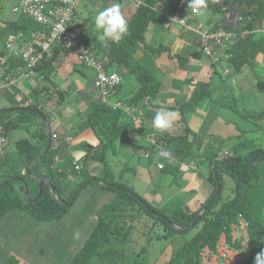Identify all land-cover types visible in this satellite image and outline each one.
<instances>
[{"label": "trees", "instance_id": "trees-1", "mask_svg": "<svg viewBox=\"0 0 264 264\" xmlns=\"http://www.w3.org/2000/svg\"><path fill=\"white\" fill-rule=\"evenodd\" d=\"M139 1L140 4L138 6L132 7V11L127 19L128 32L122 36L120 41H113L110 38L101 41L99 37L87 36L86 30L85 38L81 40L92 56L100 60L107 71H111L107 67L113 63L125 65L130 72L134 73L139 85L127 102L135 108H140L143 101L157 95L158 83L136 61H134L135 63H131L132 51L137 43L144 42L143 33L156 12L165 16H172L180 0ZM207 4L208 8L219 10L222 17L225 16L228 10H232L236 17H241L242 26L249 31L233 40L227 50L230 56L226 59L213 62L200 50L198 52L207 57L213 66H216L223 60H227L234 70L240 71L243 67L253 64L264 53V35L261 33L259 37L255 36L257 31L260 32V26L264 22V0H207ZM77 5L73 8L72 15H74ZM20 16V22L28 18L37 23L28 16L22 14ZM9 25L11 26V22ZM222 25H224L223 20L220 19L215 21L212 26L218 27ZM41 26L43 27V25ZM13 27L15 29V24ZM44 27V30H47V35L49 29L46 26ZM226 28L231 27L227 25ZM55 47L65 49L56 44L52 49V54L44 56L34 66L36 73L31 77L38 78L42 76V79L46 78L47 74L45 72H50V63L55 54ZM144 47L150 50L165 49L161 46L152 47L146 43H144ZM38 48V46L35 47V49ZM198 52L194 51L192 54L195 55ZM10 55L8 58L9 69L7 70L14 69L16 74H20L17 69L19 66H24V62L19 57ZM77 60L81 65L93 71L92 84L95 88L93 82L96 72L94 68L89 67L78 58ZM255 86L257 90H263L264 79L257 80ZM57 92L60 91L57 90ZM206 93H208V84H201L197 90L190 94L186 104H196ZM27 106L42 112L50 125L51 117L48 112L49 109L36 103H28ZM182 106H180V113L182 112ZM8 107H0L6 108L0 110L1 133L6 139L0 153V216L11 210H22L38 223L60 221L67 213L69 207H66L64 203L56 201L51 196L50 184L54 187L56 197L63 199L64 202L70 200L72 196L75 197L92 182H95L100 188L113 190V194L108 202L101 205V207L109 206V209H112V213L109 214L110 212H106L107 210L105 211L107 213L105 216L95 213L96 217L94 216L91 227L82 241L73 246L69 245L65 249L67 253H63V249L60 255L52 258V264H87L89 258L98 252L100 245L109 243L112 240L123 243L129 236L131 227L134 225V217H128L126 214L135 208L142 209L154 221L160 222L163 228L161 234L163 237L186 232L190 228H196L192 236L186 239L178 248L171 250L164 264H198L201 247H212L221 232L229 230V224L235 221L238 215H241L248 221L247 232L249 235L247 257H244L238 264H254L255 256L264 250L263 147L257 146L245 152H232L228 154V151L222 152V142L213 141L210 137L191 130L187 125H182L178 132L154 129L147 137L148 146L144 147L149 160H153L154 163L158 160L162 161V169H165L164 161L166 159L158 157V147L149 143L151 138H155L158 145L173 153L174 158L188 157L205 161L207 164V179L213 185V190L200 201L195 209L186 210L179 206L168 212L164 207L154 205L145 196L136 193L130 184L122 182L119 178H115L109 164L106 162L105 154L107 151L115 153L114 144L117 139L130 141L128 132L124 127V118L129 116L123 113L121 109L111 108L109 105L103 103L98 92L97 100L93 101L92 109L86 116V123L98 137V143L96 145L86 143L84 145L85 152L82 156L76 160L70 158L72 160L70 167L60 166L57 164V151L63 138L57 137L50 132L51 141L49 147L39 161L29 165L32 176L48 177L50 183H43L40 187L41 192L39 196L31 200L24 196L23 184L17 189L13 182L22 183L18 180V177L24 178L26 183L27 179H30L24 165L32 158L39 156L43 151L47 144V131L44 121L39 114L32 110H22L15 106H10L14 108ZM32 116L36 119H33ZM32 125L35 126L34 133L29 132V128ZM16 130L27 132L30 136L14 138L11 146H8L7 141L9 136ZM92 158H97L102 163L99 174L89 172L88 164ZM74 163L81 165L80 170L74 169ZM70 171L83 173L84 178L75 186L68 198H63L61 196V180ZM223 175H228L233 180L231 195L226 199H222L221 197ZM8 178H11V180L4 183ZM217 185L220 189L217 194H214ZM35 188L34 195L28 194L30 198L36 196L37 184ZM73 200H71L70 205L73 203ZM130 220L132 221L130 222ZM18 263L19 260L11 254H6L0 259V264Z\"/></svg>", "mask_w": 264, "mask_h": 264}, {"label": "crops", "instance_id": "crops-1", "mask_svg": "<svg viewBox=\"0 0 264 264\" xmlns=\"http://www.w3.org/2000/svg\"><path fill=\"white\" fill-rule=\"evenodd\" d=\"M3 1L0 0V4ZM11 1V5H13L17 0ZM110 1L111 4L122 3L119 0H79L72 16V23L82 25L88 36V30L91 27L90 22L93 23L95 28L94 18L91 21L90 16L94 12L97 14L109 6ZM128 3H130V6L120 5L121 12L126 20L129 18L133 7L132 2ZM96 7H102V9ZM13 14L10 17L0 16V40L3 42H0V97L2 98L0 107L36 103L49 109L48 112L51 117L49 127L53 126L50 132L63 138L57 151V164L61 165L63 163L61 159L71 158L76 160L80 156H75L73 151L78 150L80 145L83 146L89 143L87 140L93 141L96 138L95 133L86 123V116L92 109L93 101L97 100L98 97V91L92 84L93 71L81 65L74 52L59 47H55V54L50 63L51 69L49 73L45 72L47 74L45 79L16 74L14 69L7 70L9 69L8 58L11 53L5 48L6 42L22 45L27 41H31L34 47H39L47 33L44 26L42 27L28 18L20 22L21 14ZM223 19L224 17L221 16V20ZM10 22L11 26L9 25ZM199 22L203 23L199 18V14H196L186 26H182L173 20L172 16H165L156 12L143 33L144 42L137 43L132 51L131 63L136 61L158 83L157 95L143 101L140 108H135L136 120L126 117L130 121V127H126L124 124L130 138V141L126 142L132 149L137 147L143 149V157L148 162L150 160L144 147L148 146L147 137L155 129L152 120L160 109L178 112V118L173 121L172 126L168 129L172 132H178L182 125H187L191 130L205 136L212 134V131H218L222 137L225 134L234 136L237 132L235 126L232 129L222 121V118H224L223 110L222 108L221 111L218 110L219 106L224 105L222 98L211 96L209 80L211 73H215L217 70L216 66L211 65L207 57L198 52L200 40L194 23ZM85 25H88V30ZM212 25L213 23L208 27ZM95 35L99 37L100 31L96 29V34L92 36ZM144 43L152 47L161 46L165 49L150 50L144 47ZM194 51L198 54L193 55L192 52ZM107 68L119 73L122 78L113 98L128 101L139 85L134 73L130 72L127 66L121 64L112 63ZM201 84H208V93L196 104H186L190 94L197 90ZM57 90L60 92H57ZM8 98L11 101H8ZM181 105H183V108L180 113ZM82 111L84 114H82ZM76 117L80 118V122L76 120ZM83 117H85L84 122L82 121ZM84 125L86 128H84ZM75 127L78 129L77 132L74 131ZM81 127L84 130L79 132ZM132 134L137 136L136 142H132ZM92 137L93 139H90ZM143 138H145V143ZM238 145H240V142ZM238 145L235 149L240 150ZM235 149L228 151V154L235 152ZM78 151L83 153V149ZM197 160L195 163L194 159L188 157H175L172 161H164L165 169L157 168L160 172L155 178L157 184L152 185V183H149L148 192L143 191L142 195L149 201H156L154 197L161 198L156 204L160 206L164 201L163 197H165L163 190L168 189L171 197L181 200L183 209H195L198 205L195 208H191L189 205L190 200L196 195L195 193H198L202 186L207 190H204L206 193L213 190V185L211 186L207 179L206 162ZM89 172L94 173L92 170H89ZM65 178L61 180V192L64 191L62 185ZM183 178H185V182H183ZM130 185L135 190L134 183ZM135 192L138 193L136 190ZM98 208L99 206L96 209L94 208L93 211H89V213L87 211L84 234L79 240L71 241L66 240V237L70 235V232L75 231L76 224L73 222L74 216H69L67 213L57 224L54 222L55 225L53 223H38L22 210H11L2 214L0 216V259L6 254H11L19 260L18 264H52L50 245L54 244V253L60 255L63 249V253L66 252L65 249L69 245L73 246L80 243L91 227ZM81 222H83V219H81ZM61 237L64 239L60 245H57ZM45 244L48 245L47 250L44 249ZM171 250H165L158 263L163 262L162 264H164ZM39 253H41L42 258L39 257ZM64 257L66 258V256ZM36 258H39L40 261ZM33 259V263L29 262Z\"/></svg>", "mask_w": 264, "mask_h": 264}, {"label": "rangeland", "instance_id": "rangeland-1", "mask_svg": "<svg viewBox=\"0 0 264 264\" xmlns=\"http://www.w3.org/2000/svg\"><path fill=\"white\" fill-rule=\"evenodd\" d=\"M128 2L130 1H122V3L119 2L118 4L121 6H130V3ZM11 3V0L3 1L2 6L0 7V16L10 17L14 15L13 13L15 12L12 13L11 11V7L13 6ZM111 3L112 2L110 1L108 4L109 6L107 7H111L114 4ZM96 8L102 9V7ZM96 8L95 10H97ZM95 16L96 14L94 12V14L90 16V20L93 21L92 19H95ZM199 18L203 22L204 27H208L210 24L214 23L215 20L217 21L221 19V13L217 9L207 7V9L203 10L199 14ZM90 24L91 27L89 30L88 25H85L88 30L89 37L96 34V28H94L92 22H90ZM194 25L196 26L197 24L194 23ZM260 35L261 32L259 31L255 34L256 37H259ZM0 42L3 43L1 40ZM216 70L217 71L215 73H211L209 80L211 96L222 98L224 107H218L219 111H221V108L223 110L224 118H222V121L232 127V129L233 126H235L237 132L234 136L231 134H225L222 137L218 131H212V134L207 137H210L213 141L222 142V152L232 151L237 147L239 142L240 145L238 146L240 147V150L235 149V152H245L257 146L264 148V89L257 90L255 86L257 80L264 79V53L257 60H255L253 64L243 67L240 71L234 70L227 60L219 62L216 65ZM226 70L228 71L227 73ZM1 99L2 98L0 97V104L2 103ZM7 100L11 101L10 98ZM82 114H84L83 111ZM32 117L33 119H36L34 116ZM76 120L80 122V118L76 117ZM82 121H85V117L82 118ZM124 124L126 127H130V121L127 118H124ZM193 125L196 126L195 124ZM84 128H86L85 125ZM50 129L52 131V125ZM81 130L84 129L81 127L79 132ZM74 131L77 132L78 129L75 127ZM29 132H35L34 125L30 126ZM20 136H30V134L16 130L9 136L7 145L11 146L12 140ZM90 139H93V137ZM136 139L137 136L132 134V142H136ZM143 139L145 143V138ZM87 141L92 145H96L98 143V137L96 136L93 141ZM141 143L143 142L141 141ZM84 145H80L78 149H83V153L75 150L73 151V154L77 157L82 156L85 152ZM114 147L115 153L107 151L105 159L115 178H119V180L127 184L134 183L135 190L140 195L143 194V191L148 192L147 189L149 187V183H152V185L157 184V179L155 178L160 172L157 167L155 168L153 160L148 162V160L143 157V149L138 147L132 149L130 145L122 139H117ZM61 161L63 163L60 166L65 165L70 167V158L61 159ZM194 161L196 163L198 160L194 158ZM88 168L94 173L99 174L101 172L102 163L97 160V158H92L88 164ZM83 178V173L70 171L64 179V183L62 185L64 191L61 192V196L63 198H68L71 195L72 190L80 181L83 180ZM183 182H185V178H183ZM13 183L17 189L20 185H22V183L16 181ZM210 185L212 186V184ZM27 186L29 189L28 194L34 195L36 191V181L27 179ZM232 186L233 180L228 175H223V188L221 191L222 199H226L231 195ZM204 190L206 189L202 186L201 190L199 189L198 193H195L196 195L189 203L191 208H195L199 205L200 201L209 193L204 192ZM163 192L165 193V197H163L164 201L159 207H164L166 211L170 212L174 208L183 204L180 199L171 197L168 189H164ZM112 194L113 190L100 188V186H98L95 182H92L84 191L81 190V192H79V194L75 197L72 196L66 204H69L71 200L74 199L73 203L66 207H69L67 214L69 216H74L73 222L76 226L74 228L75 231L70 232V235L66 237V240H79L81 238L86 230L87 217L85 216L89 213V211H93L94 208L96 209L99 206L96 213H99L100 216H105V214H107L106 212H110L109 214H111L112 209H109V206L101 207V205L107 203ZM154 200L156 201L150 200V202L156 205L158 204V200L160 201L161 198L154 197ZM126 216L134 217V225L131 227V231L127 239L123 243L112 240L109 243L100 245L98 252L89 258L87 264H162L163 262L158 263V260L162 257L164 251L178 248L186 239L192 236L196 230V228H190L186 232L175 233L170 236L163 237L161 235L163 228L160 222L154 221V219L147 215L142 209L139 210L138 208H135L134 210H130ZM81 219H83V222H81ZM131 221L132 220H130V222ZM55 223L57 224V222ZM55 223L53 224L55 225ZM76 232H79L80 234L78 239L74 238V234ZM58 234L60 233L58 232ZM63 239L64 238L61 237L57 242V245H60ZM54 248V244H51L49 247L51 258H55V256H57V253H54ZM44 249H48L47 244L44 245ZM39 257L42 258L41 253H39ZM36 259L40 261L39 258ZM29 262L33 263L34 259L29 260Z\"/></svg>", "mask_w": 264, "mask_h": 264}, {"label": "built area", "instance_id": "built-area-1", "mask_svg": "<svg viewBox=\"0 0 264 264\" xmlns=\"http://www.w3.org/2000/svg\"><path fill=\"white\" fill-rule=\"evenodd\" d=\"M130 1L133 6L140 4L139 0ZM78 0H17L11 7V11L28 16L37 23L48 27L49 31L45 39L35 49L31 41L22 45L13 42H6V50L14 56L19 57L24 66L18 67V72L26 77L33 76L36 72L34 66L44 58L50 56L52 49L59 44L66 50L72 51L77 58L95 70L94 86L98 90L101 101L111 108H119L132 120L136 119L135 107L129 102L112 98L121 82V77L114 71H107L100 60L94 58L91 52L83 45L85 29L81 25L72 23V11ZM188 0H180L172 15L179 25L186 26L197 14L188 8ZM241 17H236L232 10L225 13L222 26L204 27L199 22L196 29L199 33V50L208 56L213 62L226 59L230 56L227 52L229 45L237 37L248 33V29L242 26ZM231 28H226V26ZM260 32L264 35V22L260 26ZM118 77V82L113 77ZM42 77V76H41ZM0 125V153L6 142L1 133ZM149 143L158 147V152L163 148L157 144L155 138ZM226 155V154H225ZM162 158V157H160ZM158 169L163 168V162L158 160L155 163ZM81 165L74 163V169L80 170ZM248 221L238 215V218L229 224V230L222 231L212 247L203 246L199 251L198 264H238L244 257H247V246L249 235L247 232Z\"/></svg>", "mask_w": 264, "mask_h": 264}, {"label": "clouds", "instance_id": "clouds-1", "mask_svg": "<svg viewBox=\"0 0 264 264\" xmlns=\"http://www.w3.org/2000/svg\"><path fill=\"white\" fill-rule=\"evenodd\" d=\"M187 6L194 13L200 14L203 10L207 9L208 4L207 0H188ZM94 24L95 28L100 31L99 39L101 41L110 38L118 42L128 32L127 20L122 14L118 3H114L111 7L104 8L98 12L95 16ZM113 79L118 82L119 78L114 76ZM178 116V112L160 109L152 120L153 127L157 130H168ZM157 155L169 161L174 160L173 153L167 149L160 150ZM79 235V232H76L74 238L78 239ZM254 264H264V250L255 256Z\"/></svg>", "mask_w": 264, "mask_h": 264}, {"label": "water", "instance_id": "water-1", "mask_svg": "<svg viewBox=\"0 0 264 264\" xmlns=\"http://www.w3.org/2000/svg\"><path fill=\"white\" fill-rule=\"evenodd\" d=\"M15 107H17V108H19V109H22V110H32V111H34L35 113L39 114V115L42 117L43 121H44V124H45V127H46V131H47V144H46L45 148L43 149V151L40 153L39 156H37V157H35V158H32L30 161H28V162L24 165V168H25V171H26L27 175L30 177V179H33V180L36 181V184H37V194H36L35 197L30 198V197L28 196V186H27L26 180H25L24 178H22V177H18V180L21 181L22 184H23L24 192H25V196H26L27 198L31 199V200H34V199H36V198L39 196V194H40V192H41V190H40L41 185H42L43 183H50V181H49V178H48V177H34V176H32L31 173H30V170H29V165L32 164L33 162L39 161V160L41 159V157L43 156V154L45 153V151L47 150V148L49 147V145H50V141H51L50 128H49V124H48V121L46 120L45 116H44V115L42 114V112H40L39 110L34 109V108H32V107H30V106H27V105H18V106H15ZM8 108H14V107H8ZM1 109L4 110V109H6V108H0V110H1ZM260 159H261V158H260ZM260 159H259V160H260ZM10 180H11V178L6 179V180L4 181V183H7V182L10 181ZM219 189H220V188H219V186L217 185L214 194H217V193L219 192ZM50 193H51V196H52L56 201L61 202V203H64L66 206H68V205L70 204V203H69V204H66V202H64L63 199H58V198L56 197V195H55V191H54V187L52 186V184H50ZM176 227H177V226H176ZM177 228H179V227H177Z\"/></svg>", "mask_w": 264, "mask_h": 264}]
</instances>
